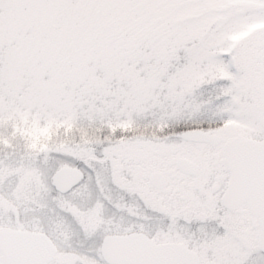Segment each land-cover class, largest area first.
<instances>
[{"label": "rangeland", "instance_id": "rangeland-1", "mask_svg": "<svg viewBox=\"0 0 264 264\" xmlns=\"http://www.w3.org/2000/svg\"><path fill=\"white\" fill-rule=\"evenodd\" d=\"M112 1L124 10L109 20L92 9L82 14L95 51L73 64L57 98L48 104L13 98L0 116V136H16L15 145L22 147L11 153L0 149V228L49 233L59 247L54 264H103V238L133 227L123 195L147 187L155 172L168 182L188 179L176 168L180 158L199 166L194 183L203 189L223 170L216 160L222 152L184 143L175 134L103 142L104 151L98 143L84 152L67 146L42 158V152L23 155L40 139L29 135L73 123L125 128L169 123L203 126L219 137L230 131L264 140V0ZM152 2L166 9L147 17ZM92 15L104 22L99 32L113 40L94 34ZM64 168H78L85 179L62 197L52 179Z\"/></svg>", "mask_w": 264, "mask_h": 264}, {"label": "snow or ice", "instance_id": "snow-or-ice-1", "mask_svg": "<svg viewBox=\"0 0 264 264\" xmlns=\"http://www.w3.org/2000/svg\"><path fill=\"white\" fill-rule=\"evenodd\" d=\"M94 6V0H0V116L13 98L36 104L57 98L90 47L81 16ZM196 179L162 187L158 197L177 215V228L169 221L155 237L129 241L120 264H264V167L217 170L203 189Z\"/></svg>", "mask_w": 264, "mask_h": 264}, {"label": "water", "instance_id": "water-1", "mask_svg": "<svg viewBox=\"0 0 264 264\" xmlns=\"http://www.w3.org/2000/svg\"><path fill=\"white\" fill-rule=\"evenodd\" d=\"M181 139L191 143H210L219 145L221 139L213 137L199 130L182 133ZM224 164L227 169L239 174L254 173L264 167V141L235 138L229 140L224 148ZM177 168L188 175L196 173L193 163L180 159ZM85 174L74 168L58 171L53 177V185L57 192L66 194L76 187ZM151 183L157 188L166 184L164 176L155 173ZM140 237L141 234L130 236H112L103 241L102 256L107 264H120L128 254V242ZM57 253L56 246L45 234L17 231L14 229H0V257L4 264H49Z\"/></svg>", "mask_w": 264, "mask_h": 264}, {"label": "trees", "instance_id": "trees-1", "mask_svg": "<svg viewBox=\"0 0 264 264\" xmlns=\"http://www.w3.org/2000/svg\"><path fill=\"white\" fill-rule=\"evenodd\" d=\"M112 1V0H111ZM110 0H94L95 6L91 8L93 11L102 12L103 17L107 20L110 17L119 12H122L123 5L119 4L117 7L114 6L116 2ZM114 2V3H113ZM166 2V1H165ZM152 2L150 5L149 10L146 12L147 17H150L154 12H160L165 10L166 8ZM92 22L94 26H91V29L94 30V34L99 37H103L106 41L111 40L112 36L110 34H104L99 32L103 29L104 22L98 23L97 16L92 15ZM107 25V24H106ZM108 26V25H107ZM113 40V39H112ZM124 46V45H123ZM143 47H138L136 51L142 50ZM88 50L92 52L95 51V47L90 46ZM87 50V51H88ZM124 50V49H123ZM181 51L178 53V57L183 56L181 55ZM260 76L264 77V74ZM221 124H218L217 127H220ZM203 126H189V125H171L169 123L165 124H156L152 127H120L114 124H101V125H89V124H78L73 123L71 126L60 127L58 129L50 128V129H41L42 133L38 136H30L31 140L39 139L37 145L34 148L28 149L26 152H23V155H33L32 153L35 152H42V158L49 157L50 153L57 154L58 150L61 148H65L67 146L71 147L76 151L84 152L87 150L88 145L91 143H98L100 147H102V151H104L107 146L103 142H109L114 145L121 144L130 140H135L137 137H148L151 138H161V137H168L170 135L181 134L182 132L189 131V130H199ZM205 128V127H204ZM15 129H17L15 127ZM13 133V132H11ZM56 133V138H60L56 142L52 140V134ZM14 134V133H13ZM20 134V132H19ZM18 135V134H15ZM15 142L18 143L17 137L7 133L5 135L0 136V149L4 152L11 153V152H18L21 150L20 145H15ZM19 144V143H18ZM18 146L17 149L15 147ZM25 145L23 147V151L26 149ZM29 148V146H27ZM21 152V151H20ZM107 152V151H106ZM105 152V153H106ZM36 154V153H35ZM99 158V157H95Z\"/></svg>", "mask_w": 264, "mask_h": 264}, {"label": "flooded vegetation", "instance_id": "flooded-vegetation-1", "mask_svg": "<svg viewBox=\"0 0 264 264\" xmlns=\"http://www.w3.org/2000/svg\"><path fill=\"white\" fill-rule=\"evenodd\" d=\"M225 136H226V138H225ZM235 137L236 136L232 132L226 131L221 136L222 143L220 145L215 146V145H213V142H210L209 144H201V145L204 147H215V148L221 147V152L223 154L224 144L226 143V141H228L229 139L235 138ZM193 145H195V144H193ZM180 159H185V158H180ZM186 160L190 161L189 159H186ZM216 160L220 163V165H222L223 169H226L224 162H223V157H221V159H220V157L218 155L216 157ZM190 162H192V161H190ZM193 164L196 167V173L195 174L197 176L200 169H199L198 165H196L195 163H193ZM176 168H177V163H176ZM177 170L180 172V174H182L185 177L191 176V175H188V174L181 172L178 168H177ZM155 173H160V172H155ZM155 173H153V174H155ZM152 175L149 178V185L147 184L149 187L147 186L145 188H140L138 186L137 188H135L133 190V193L123 195L121 198V201L124 203L130 202L129 211L131 213V218L133 220V223H132L133 227L131 229L122 230L121 232L111 233L109 235H106L103 238L102 243L106 238L112 237V236H130V235H134V234H141V235H145L147 237H155L157 235V229H159V228L167 229L169 227V221H171V228L173 230H175L177 228V226H178L177 215L173 214L170 211V209L161 202V199L158 197V193L160 192V190L162 188H157V187L152 185V183H151ZM162 175L164 176L166 183H167L168 182L167 176L165 174H162ZM211 176L209 175V177H211ZM221 178H222V175H221ZM72 191H70L66 194H62V193L57 192L55 190V193L63 197V196H67ZM185 219H187V218H185ZM189 223H191V221H189ZM4 228H7V227H4ZM9 229H14V228H9ZM14 230L32 232V233H40V234L47 235L49 237V239L52 241V243L57 248V253L54 256V258L49 262V264H54L55 262H57V257L59 254V247L55 243L53 237L49 233L39 232V231H35V230H24V229H14ZM199 230L200 231H211V229H199ZM194 243L198 244L199 241H194ZM100 252H101V257L103 260L102 244H101V251ZM103 264H106V262L104 260H103Z\"/></svg>", "mask_w": 264, "mask_h": 264}]
</instances>
